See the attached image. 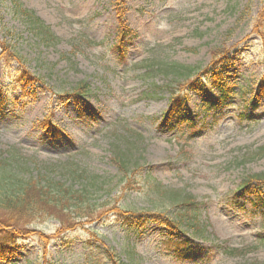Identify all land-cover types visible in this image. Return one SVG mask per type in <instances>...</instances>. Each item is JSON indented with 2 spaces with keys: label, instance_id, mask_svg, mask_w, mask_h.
I'll return each instance as SVG.
<instances>
[{
  "label": "rangeland",
  "instance_id": "1",
  "mask_svg": "<svg viewBox=\"0 0 264 264\" xmlns=\"http://www.w3.org/2000/svg\"><path fill=\"white\" fill-rule=\"evenodd\" d=\"M11 1L0 0V155L30 162L27 178L91 184L81 206L97 207L73 228L14 224L0 264H110V249L125 264H264V206L242 190L264 176V0H17L58 37L51 46ZM173 64L197 73L172 80L160 70ZM21 69L44 84L23 88ZM176 81L198 85L178 88L173 110L158 87ZM129 149L126 178L115 158ZM157 186L196 199L205 240L164 223L174 208Z\"/></svg>",
  "mask_w": 264,
  "mask_h": 264
},
{
  "label": "trees",
  "instance_id": "2",
  "mask_svg": "<svg viewBox=\"0 0 264 264\" xmlns=\"http://www.w3.org/2000/svg\"><path fill=\"white\" fill-rule=\"evenodd\" d=\"M13 7L17 10L19 18L26 24L27 29L33 36V38L41 45L51 46L56 45L60 42L50 30L48 26L38 17L35 13L28 10L21 9L17 0L14 3L11 1ZM264 14V11H263ZM264 19V18H263ZM260 27H264V20ZM120 32L122 34H128L129 30L125 27L123 20L120 21ZM225 51L219 50L214 52V61L212 67L220 62L219 57L223 55ZM225 55V53H224ZM156 69V68H155ZM158 70V68H157ZM209 80L217 82L222 79L220 70H212ZM165 73L167 77L173 79L184 78L188 80L189 75L196 74L197 71L180 66V65H169L160 70ZM201 72V71H200ZM199 73V72H198ZM205 73V70L201 74ZM207 73V72H206ZM37 81L44 84L34 74H29L27 71L20 70V83L23 88H27L33 85ZM42 81V82H41ZM185 82L187 84L185 85ZM180 83L175 82V86L158 87L162 91L169 90L171 96L170 101L173 103L172 109H177L181 102L182 97L178 94L177 90L182 89L181 92L186 94L188 89H195L198 85L196 81H185ZM189 87V88H188ZM76 92L77 96L81 97L86 94L87 87L83 84L78 88ZM83 93L82 95H79ZM264 153V149L260 150ZM2 156V157H1ZM132 158V150L119 151L117 152L116 160L120 164V170L125 173L126 178H129L130 171L129 166ZM20 159V161H16ZM30 162L24 158H20L19 155L13 151H5L0 155V251H11L13 250V244L16 242L17 234L14 231L19 232V229L14 226L19 225L20 221L26 220L28 223L37 220L38 218H52L62 223L64 227L73 228L74 222L77 218H92L96 214V205L87 203L86 207L81 205L84 202L89 201L90 192L87 185V189L74 190V187L66 188V184L58 182L53 184L47 177H39L34 179L31 175L27 178V174L19 171V168L24 171H31L29 166ZM47 174V173H46ZM83 173L78 175L80 177ZM243 190H245L251 197L255 198L258 203H262L264 206V176L252 175L248 176L243 183ZM157 191L167 201L168 205L174 208L171 212V219L164 220V223L174 229L185 230L191 233L195 237L206 239L205 237V225L199 214V204L195 198L187 195L183 192L167 190L163 187L157 186ZM113 211H117L118 214L126 221H131L132 218L128 217L127 212L118 211L116 208ZM131 215H136L132 212ZM74 220V222H73ZM22 232H26L22 230ZM181 246L179 245L178 248ZM231 257L237 255H247L249 253L247 248H241L239 250H228L223 249L222 246L218 247ZM108 260L110 264H125L120 257L116 254L113 249L107 251Z\"/></svg>",
  "mask_w": 264,
  "mask_h": 264
}]
</instances>
